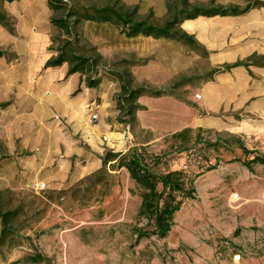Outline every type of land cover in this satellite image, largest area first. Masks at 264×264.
Listing matches in <instances>:
<instances>
[{"label": "rangeland", "instance_id": "rangeland-1", "mask_svg": "<svg viewBox=\"0 0 264 264\" xmlns=\"http://www.w3.org/2000/svg\"><path fill=\"white\" fill-rule=\"evenodd\" d=\"M107 1L112 0L98 3ZM190 1L243 6L247 0ZM118 2L125 7L136 5L140 17L158 23L166 14V0ZM0 8L14 21L12 32L0 26V48L16 55L5 57L11 70L0 65V75L17 79L35 68V82H47L46 93L43 87L29 90L43 95L42 102L29 97L16 103L20 108L30 104L23 112L0 109V190L6 207L24 210L19 237L0 247V264L21 259L34 249L49 259L38 264H264V164L249 170L240 161H229L243 157L236 145L218 152L197 146L191 154L182 152L170 158L169 168L191 172L198 170V160L208 157L212 164L219 160L214 169L198 175L196 197L184 201L165 237L136 238L135 228L142 225L136 217L140 197L124 168L107 165L108 175L99 180L88 178L99 169V157L106 149L125 151L135 144H148L151 151L162 152L168 150V136L184 127L193 133L202 128L203 136L206 130L238 136L248 149L263 152L261 110H253L251 102L240 103L242 91L231 96L236 90L230 84L220 96L212 94L206 101L197 85L205 72L225 62L253 52L264 54L258 51L264 49L258 41L264 37V10L242 18L200 16L184 23L182 28L194 35L206 55L201 48L179 42L141 35L129 38L108 24L83 23L80 44L94 47L107 66L130 61L137 85L170 89L182 76L192 77L190 84L173 88V95L141 97L138 102L145 108L137 111L130 126L117 120L119 85L110 74L102 75L79 108L74 101L80 94L74 90L80 76H65L61 66L43 68V58L54 54L49 47L54 31L49 27L51 11L45 0L4 1ZM31 27L37 32L49 30L47 47L34 55L28 49ZM68 84L70 91L58 95L57 88ZM206 86L211 89L215 83L202 88ZM3 89L0 101L17 97L15 90L7 99ZM81 111L87 118L97 114L86 129L79 128L75 119ZM40 183L44 186L39 187Z\"/></svg>", "mask_w": 264, "mask_h": 264}, {"label": "trees", "instance_id": "trees-1", "mask_svg": "<svg viewBox=\"0 0 264 264\" xmlns=\"http://www.w3.org/2000/svg\"><path fill=\"white\" fill-rule=\"evenodd\" d=\"M4 1L13 0H0V4ZM165 5L166 14L158 23L146 17H140L136 5L125 7L118 0L105 3H98V0H47V7L51 11L49 23L54 30L50 36L49 47L54 54L46 59L43 68L66 64L65 76L78 73L80 81H83L86 87L91 88H96L100 84L102 75L110 74L119 85L115 95L116 109L119 113L117 120L131 126L135 123L137 111L145 108L138 102L141 97L173 95L175 94L173 88L190 84L192 77L182 76L173 82L170 89H152L137 85L134 83V76L128 66L130 61L119 60L107 66L103 55L94 47L80 44L83 23L108 24L119 29L129 38L141 35L179 42L193 48H201L202 54L206 55V50L198 43L194 35L182 28L185 20L200 16L208 18L243 15L251 9L264 7V0H247L243 6L201 5L190 0H166ZM0 26L10 32L14 29V21L3 8H0ZM3 56L9 59L16 57L13 52L0 48V57ZM122 63L127 64L121 65ZM252 65L264 67V54L253 52L242 59L225 62L205 72L200 83L212 79L214 73L228 71L237 66H243L251 73L250 66ZM79 89L78 87L75 91ZM175 97L180 99L179 95ZM10 103V100L0 102V109L6 108ZM202 131V128H199L193 133L190 127H184L172 132L167 138L170 141L168 150L162 152L151 151L148 144H135L125 151L106 149L100 155L99 169L88 178L93 177L99 180L101 175H108L107 165L110 169L124 168L126 170L140 197L136 217L142 221V225L135 228L137 239L153 235L165 237L174 225V216L184 201L196 197L195 180L198 175L214 169L219 160L216 158L215 163L212 164L208 157H205L203 162L198 160V170L191 172L182 168H169L168 162L175 154L182 152L191 154L198 147V149H213L218 152L220 149H230L236 145L241 149L243 157L235 156L229 161H240L249 170H252L255 165L264 164V151L248 149L240 137L222 136L215 132L212 134L210 130H206V135L203 136ZM2 150L0 145V152ZM194 158L197 157L194 156ZM130 191L134 192L133 189ZM4 203L3 192L0 190V247L19 237L21 229L19 223L24 211L19 206L6 207ZM20 261L38 264L49 261V259L34 249L23 258L7 264H17Z\"/></svg>", "mask_w": 264, "mask_h": 264}, {"label": "crops", "instance_id": "crops-1", "mask_svg": "<svg viewBox=\"0 0 264 264\" xmlns=\"http://www.w3.org/2000/svg\"><path fill=\"white\" fill-rule=\"evenodd\" d=\"M45 2L47 3V0H45ZM259 10H264V7L254 8V9H251L250 11H248L247 13H245L243 15L230 16V17L242 18V17H246L247 15H250L251 13H254L255 11H259ZM197 18H195V19H197ZM195 19L185 20L183 22V24L190 22V21H194ZM33 27H31L30 37L28 38V42H29L28 43V49L30 50V54H32V55L35 54L36 50L44 49L45 47H47L48 41H49V36H48L49 30L44 31V32H37V28L35 29ZM49 27H51L50 23H49ZM258 41L261 42L262 44H264V37L258 38ZM261 50H264V49L263 48L258 49V51H261ZM46 59H47V57L45 56L41 62L43 65H44ZM0 65L5 66L3 70H6V71L11 70V68H10L11 64L9 65L7 63V60L4 56L0 57ZM61 67H64V68H62V71H65V73H66L67 65L63 64ZM48 68H50V67H48ZM34 71H35V68L33 69V71L31 69H29V70H27V72L24 73V75H22V77L18 76L17 79L15 78L16 76H14V78H11V77L8 78L6 76H4L2 78V76L0 75V87L6 88L5 90L3 89L1 91H2V94L3 93L7 94V96H8L7 99L10 98L9 94L15 92V90H16L15 95L17 97L16 98L14 97V99L10 100L11 103L6 107L7 110L14 111V109H16V110L20 109L23 112L25 107H29L30 104L28 103L23 108H20L19 106L16 107V105H17L16 103L24 102L29 97H32L34 102L40 103L43 101V99H42L43 95L38 94L36 96V95H34L35 92L29 91L30 88H32V87H41V88L43 87V93H46V91H44L46 89V85H47L46 80H38L37 82H35V80L33 79V74H35ZM250 71H251V73L245 67L237 66V67L231 68L228 71L214 73L212 76V79H209L207 81L200 83V85L198 86L201 90L200 94L203 96V98H205L204 101H206L207 98L211 100L212 94L220 96L221 95L220 92L225 90L224 86H228L230 84L231 89L236 90L234 95H231V96H235L238 91H242V93L239 94L240 95V97H239L240 103H250L251 102L252 103V109L253 110H256V109L261 110V112L263 113L262 117L264 118V67L252 65V66H250ZM75 75H79V74L74 73V74H71L69 76H71L73 79V77H75ZM239 75L242 78L240 81L238 80ZM213 82L215 83L214 88L210 89V87H207V86L202 88L206 84H211V83L213 84ZM70 86H71L70 84L64 85L62 90L60 88H57V92H58L57 94L62 95V96L66 95V93L68 91H70V89H71ZM73 86H74V84H73ZM78 87L80 88V90H79L80 95L74 101V105L81 108L82 105L85 102H87V100L89 99V97L93 93L92 91H94L95 88L86 87L84 85V82L80 81V80L78 83L76 82L75 90ZM224 96H225V94L222 93V98H224ZM215 100H216V102L220 101L218 98ZM0 102H2V101H0ZM89 117L87 118V115L85 114V112L81 111V113H79L75 117V119H77L76 121H77L78 127L79 128L83 127L85 129H86V127L88 128L89 123H90Z\"/></svg>", "mask_w": 264, "mask_h": 264}, {"label": "built area", "instance_id": "built-area-1", "mask_svg": "<svg viewBox=\"0 0 264 264\" xmlns=\"http://www.w3.org/2000/svg\"><path fill=\"white\" fill-rule=\"evenodd\" d=\"M198 96H199V95H198ZM54 118L57 119V120H60V118H59L58 115H55ZM96 118H97V114H96V113H93V114L90 115V117H89V121H90V122H91V121H94ZM37 185H39V184H37ZM43 186H44V184H43V183H40V186H39V187H43Z\"/></svg>", "mask_w": 264, "mask_h": 264}]
</instances>
